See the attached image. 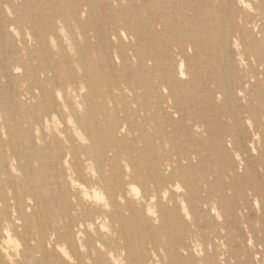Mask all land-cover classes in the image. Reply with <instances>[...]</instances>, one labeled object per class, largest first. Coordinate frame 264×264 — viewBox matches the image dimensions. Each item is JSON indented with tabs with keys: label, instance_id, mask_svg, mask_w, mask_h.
<instances>
[{
	"label": "bare ground",
	"instance_id": "bare-ground-1",
	"mask_svg": "<svg viewBox=\"0 0 264 264\" xmlns=\"http://www.w3.org/2000/svg\"><path fill=\"white\" fill-rule=\"evenodd\" d=\"M43 2L0 0V264H156L155 255L145 251L154 209L164 228L181 231L170 257L193 263L196 255L211 252L220 264H229L232 250L225 246L238 234L252 246L246 245V264H261L263 225L258 228L251 219L264 223L256 182L264 179V0H73L65 12L80 28L95 29L98 44L89 49H101L99 66L81 46L76 61L82 74L71 67L64 44L54 41L53 21L42 20ZM124 9L134 14L130 32L116 30L118 24L129 25ZM104 16L114 27L110 37L96 28ZM47 34L60 57L47 62L55 74L41 79L30 63L37 52L50 51ZM66 42L73 48L71 38ZM116 47L113 53L105 50ZM117 52L123 69L128 61L136 64L124 87L116 76ZM20 67L26 74L14 76L11 69ZM102 67L110 68L108 76ZM26 77L32 82L21 84ZM126 92L133 94L131 100ZM213 95L221 97L220 118L225 112L234 122L231 141L238 157L247 154L238 158L246 173L250 167L252 172L243 192L229 159L230 181L218 172L210 182V174L198 176L192 164L194 158L198 166L202 161L197 148L187 144L176 154L158 153L161 147L146 129L155 121L163 136L167 124H184L192 134L199 121L187 124L185 115L199 113V103ZM237 96L246 104L239 105ZM176 114L178 121L172 119ZM133 131L138 139L128 136ZM138 140L146 141L148 150H139ZM237 224L243 226L235 235ZM18 239L24 241L22 252ZM12 245L14 254L8 250Z\"/></svg>",
	"mask_w": 264,
	"mask_h": 264
},
{
	"label": "rangeland",
	"instance_id": "rangeland-1",
	"mask_svg": "<svg viewBox=\"0 0 264 264\" xmlns=\"http://www.w3.org/2000/svg\"><path fill=\"white\" fill-rule=\"evenodd\" d=\"M73 0H44L42 4V9L44 12V16L42 20L45 21V19H50L53 21L55 27H56V33H55V42L58 43H63L67 54L70 58V63L71 67L74 68V71L78 74H82L84 72V68L79 65L78 60L76 61L77 57L81 56L80 51L82 50L81 46H84L87 48L88 51L91 50V54L94 56L93 60L94 62L100 66V60H99V55L101 53V49L98 47L96 49H89L91 45L98 44V39L96 32L94 31L95 29H92V26L90 25L86 29L80 28L77 24L76 21L72 18L71 15L65 12L66 7L69 5V2ZM153 1V0H150ZM103 7V5H101ZM31 8H35V3L31 6ZM124 13H128L129 17V25L124 26L118 24L116 27V30L119 32L121 29H124L125 31H131L132 28H134V20L132 19L134 17V14L132 12H127V10H123ZM14 14L15 11L13 10ZM17 12V11H16ZM19 12V11H18ZM142 12L144 16L148 19L149 22H151L152 25L155 26V28L160 29V25L158 22H155L153 20L151 12L147 8H143ZM21 13V12H20ZM118 21V20H117ZM82 22L86 23L87 22V17L86 15L82 16ZM64 24L66 26V29L64 32L61 31V25ZM94 28V27H93ZM96 28L103 29L105 30V33H107L108 37H110V33L113 30V26L108 21L105 16L101 18L100 20H97L96 22ZM24 30V29H22ZM24 32V31H23ZM21 33L24 34V33ZM65 34H67L65 36ZM67 38H71L73 42V48H70L66 42ZM45 39H47L50 43V51L47 53H42L41 51L36 53V57L31 61L30 65L33 69H36L37 75L41 78H48L52 77L55 72L57 71L56 69L49 70L47 66L48 60H52L53 62H57L59 57H60V50L59 48L54 46V41L52 42V36L47 34L45 35ZM111 39V38H109ZM132 40L128 39L125 42L128 43ZM52 49V50H51ZM106 51L109 52H114V50L117 51L116 48H106ZM231 50V44L230 42L228 43V50L229 52ZM34 51V49H33ZM6 52V51H5ZM126 52V51H125ZM51 53V54H50ZM208 53V52H207ZM118 54V59L114 65H117L118 69L116 70L118 76V82L119 85L127 86L131 82L129 81V78L131 77L132 73L134 72L133 70L136 67L135 61H128L127 66L128 68H122L123 66V59L122 56L119 52ZM8 55V54H7ZM23 57L26 58V55L23 53ZM209 58V54L207 55ZM45 58V59H44ZM44 62V63H43ZM228 66L233 64L232 59L228 60ZM126 66V67H127ZM44 67V68H43ZM46 67V68H45ZM40 70V71H39ZM43 70H45V73H43ZM110 68L109 67H102V73L104 76H108L110 73ZM11 72L14 76H23L26 74V70L24 67H20V69H11ZM45 74V75H44ZM112 75V74H111ZM179 78V74L176 75ZM112 79V78H111ZM4 80V79H2ZM21 82V81H20ZM30 79L28 77L23 78V81L21 84L27 85L28 83H31ZM101 88H106L105 86H102ZM31 91H34L35 96H39V91L38 89L30 88ZM87 88H84V94L87 92ZM114 94H118L119 91L114 89ZM125 93V98L128 100L132 99L133 94L130 92ZM238 98V104H246V101L242 99V96H237ZM202 99V98H201ZM37 99L34 100L37 101ZM221 100V97L213 95V97H208L206 100H202L203 102L199 103V108L200 111L199 113H191L189 115H185V122L187 124H193L195 123L196 120L199 121L200 127L197 128L195 126V130L192 131V134H188L187 130L184 126V124H171V125H166L165 126V135H159L158 129H156L155 121H151V125L147 126L146 129L148 128V132L150 135L154 138L153 142L160 146L158 149V153H164L166 152L167 154H176L177 149H180L181 147H185L187 144L189 145L190 149H195L197 148L200 153V158L202 159L201 164L198 166V160L197 159H192V164L195 165L197 172L196 174L200 176L201 173H206L210 174L209 179L210 182L216 181V176L218 172H221V176L224 180L230 181L229 177L227 176V173H225V170L227 169V163L225 162L227 159L230 160L232 168L236 171L238 174V177L234 180L236 183V186L242 187L244 191V188L252 181L250 178L246 176V174L251 172V167L248 169L246 173V164L240 161L238 158H244L247 154L244 152H240L241 155L238 157V153H236L233 142L232 136L235 135V129H234V122L233 120L224 112L219 114V102ZM260 101V95H257V99L255 100V103H258ZM212 102V106L210 107L209 104ZM111 104V103H110ZM214 104V105H213ZM132 108L136 109L137 105L131 104ZM204 106H207L205 109H203ZM85 107V106H84ZM119 107L121 105L119 104ZM122 116V112H120ZM259 114V113H258ZM243 116H248V113L242 114ZM137 114H133L132 118L133 119H138ZM180 116L179 115H174L172 118L173 120H179ZM245 126V124H244ZM237 133V132H236ZM70 135L71 131L69 132ZM132 139H138L139 133L138 131H133L128 135ZM162 139V140H161ZM257 140V139H256ZM255 140V141H256ZM219 144V145H218ZM222 145V147H220ZM248 145V144H247ZM136 146L140 150H148V143L146 141H141L138 140L136 142ZM258 150H262V146L257 147ZM10 154V152H8ZM150 154V153H149ZM253 157L256 156L255 154H252ZM232 173V172H231ZM255 180V179H254ZM256 182H258L261 185L262 189V197L264 198V179H258ZM215 185V184H213ZM135 188L141 194L142 186L139 183H135ZM180 191L176 192L177 194L183 193L185 191V188H180ZM243 194V193H242ZM164 203H167L166 199L161 200ZM250 204L254 206V201L253 199H250ZM216 206V205H215ZM257 208H264V205L262 202H259ZM155 210V214H151L150 217L151 219V224L152 228L154 230H147L146 234H149L151 236V239H149L147 242H145V251L153 256L155 255L156 259V264H220V259L219 257H213V255L206 252H201L200 255H196L194 262L190 263L186 258L181 256V258L177 257H170L168 254V251L170 250L171 246L175 241L179 238L181 235V231L176 229V228H171L170 225H167L165 228L162 226L161 219L158 218V210ZM219 211H221L223 214H226L225 210H223L220 206ZM260 213V211H257ZM128 215L129 213L126 212ZM257 216V215H256ZM254 216V218H256ZM181 221L183 219H180ZM251 223L255 224L258 228H262L261 226L263 225V231H264V223L261 224L257 219H251ZM240 224H237L234 229V234L236 235L239 232V228H242ZM161 228V230H160ZM155 229H158V231H155ZM152 234H157V236H154ZM261 232H258L256 236L260 235ZM235 241H233L231 244H228L225 246V249L227 248L232 250V257L229 260V264H246V256H247V251H246V245L248 243L245 240V243H242L240 239L238 238V234L236 235ZM17 242H20L18 244L19 247L18 251H23L24 248V241L18 239ZM14 245V242L12 243ZM12 245V248L10 247L8 250L10 251L11 254L15 253V249L13 248L14 246ZM250 249L252 248L251 245H248ZM211 251V250H210ZM209 252V251H208ZM65 260H67L66 255L63 256ZM124 262H126V259L124 257ZM224 263V262H223ZM261 264H264V261H262Z\"/></svg>",
	"mask_w": 264,
	"mask_h": 264
}]
</instances>
